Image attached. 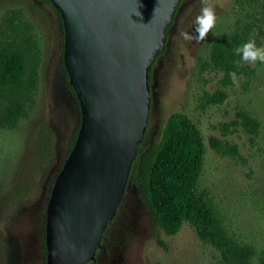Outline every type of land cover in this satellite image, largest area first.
<instances>
[{
    "label": "rangeland",
    "instance_id": "obj_1",
    "mask_svg": "<svg viewBox=\"0 0 264 264\" xmlns=\"http://www.w3.org/2000/svg\"><path fill=\"white\" fill-rule=\"evenodd\" d=\"M209 3L215 7L217 23L200 43L185 41L181 33H194L202 0H181L176 8L165 49L149 72L151 103L138 150L158 138L170 112L186 113L203 141L197 190L211 205L223 232L252 249L249 262L264 264V63L243 62L238 55L228 63L214 64L211 59L212 44L225 38L233 45L235 34L244 43L254 38L257 47H264V0ZM11 8H21L31 20L40 65L26 116L12 127L0 124V264H41L31 234L36 221L42 220L76 121L64 117L51 93L52 84L61 85L52 77L61 54L58 15L44 0H0V22ZM131 197L139 229L131 264H233L186 220L176 233L166 235L130 175L123 202Z\"/></svg>",
    "mask_w": 264,
    "mask_h": 264
},
{
    "label": "water",
    "instance_id": "obj_2",
    "mask_svg": "<svg viewBox=\"0 0 264 264\" xmlns=\"http://www.w3.org/2000/svg\"><path fill=\"white\" fill-rule=\"evenodd\" d=\"M45 1L61 20L79 125L46 201L44 264H83L125 191L148 122L151 63L180 0Z\"/></svg>",
    "mask_w": 264,
    "mask_h": 264
},
{
    "label": "trees",
    "instance_id": "obj_3",
    "mask_svg": "<svg viewBox=\"0 0 264 264\" xmlns=\"http://www.w3.org/2000/svg\"><path fill=\"white\" fill-rule=\"evenodd\" d=\"M175 13L176 9L172 17ZM231 42L233 45L229 46L225 38H220L212 44L214 64L228 63L237 55L236 48L244 44L238 34ZM164 49L155 55L151 66ZM39 63L38 42L31 20L25 18L21 8L6 10L0 22V124L12 127L26 116L38 81ZM254 123L252 120V125ZM202 160L203 141L198 127L186 113L172 111L158 138L146 149L137 151L129 176L138 186L153 221L166 235L176 233L186 220L201 239L219 250L225 261L251 264L252 249L237 244L223 232L211 205L196 188ZM157 241L164 246L159 238Z\"/></svg>",
    "mask_w": 264,
    "mask_h": 264
},
{
    "label": "flooded vegetation",
    "instance_id": "obj_4",
    "mask_svg": "<svg viewBox=\"0 0 264 264\" xmlns=\"http://www.w3.org/2000/svg\"><path fill=\"white\" fill-rule=\"evenodd\" d=\"M45 1V0H44ZM58 15L57 11L45 1ZM59 18V15H58ZM60 20V18H59ZM61 37L63 42V31L60 20ZM52 77L56 83H60L62 87L52 84V98L55 106L62 109L64 117L69 120L76 121V129L79 125V107L74 90L68 83V76L62 62V43L61 54L57 64L55 63ZM126 189V188H125ZM125 193V191H124ZM124 193L117 204L114 215L108 219L100 242L94 252L93 258L85 262V264H131L134 258V243L139 238V229L137 223V211L133 198L124 201ZM46 206V204H45ZM44 217L45 208L42 212V220L36 221V225L31 234L32 245L38 244L41 252L37 257L44 264L46 249L44 244ZM35 249V248H34ZM33 249V250H34ZM84 264V263H83Z\"/></svg>",
    "mask_w": 264,
    "mask_h": 264
},
{
    "label": "clouds",
    "instance_id": "obj_5",
    "mask_svg": "<svg viewBox=\"0 0 264 264\" xmlns=\"http://www.w3.org/2000/svg\"><path fill=\"white\" fill-rule=\"evenodd\" d=\"M203 7L200 14L195 19L194 33L183 32L181 35L185 41L200 43L205 41L208 34L212 32L217 23L215 7L209 3V0H202ZM137 13H141L137 10ZM237 55L241 56L243 62L255 63L260 61L264 63V47H257L255 39H249L242 46L236 48ZM233 82L236 83V74L230 73Z\"/></svg>",
    "mask_w": 264,
    "mask_h": 264
}]
</instances>
